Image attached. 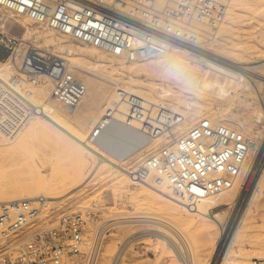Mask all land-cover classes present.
I'll use <instances>...</instances> for the list:
<instances>
[{
  "label": "built area",
  "instance_id": "1",
  "mask_svg": "<svg viewBox=\"0 0 264 264\" xmlns=\"http://www.w3.org/2000/svg\"><path fill=\"white\" fill-rule=\"evenodd\" d=\"M231 2L0 0V9L107 55L137 62L199 49L225 21ZM0 48L7 53L1 62L19 61L16 69L0 72V134L15 137L42 113L33 102V88L44 82H52L50 100L56 106L75 109L86 96L87 85L66 60L2 30ZM116 93L113 109L91 128L87 145L102 143L115 127L138 137L133 145L161 137L170 141L128 171L134 186L169 185L194 207L233 188L257 148L255 136L218 119H202L174 137L172 130L183 123L182 116L169 111L163 120V108L151 107L124 90ZM95 209L63 213L40 224L29 202L0 203V264H99L104 234L102 228L90 229ZM249 264H264V258H253Z\"/></svg>",
  "mask_w": 264,
  "mask_h": 264
},
{
  "label": "bare ground",
  "instance_id": "2",
  "mask_svg": "<svg viewBox=\"0 0 264 264\" xmlns=\"http://www.w3.org/2000/svg\"><path fill=\"white\" fill-rule=\"evenodd\" d=\"M160 1L162 2V0ZM249 4L250 0H232L227 13L228 22L226 21L225 24L222 23L220 27L215 29L212 38L203 41L204 43L199 49L188 50V52H185L183 55L168 53L159 58H154L157 60L160 58L167 59L166 64L160 63L157 65L149 64L138 66H135V64L139 61L132 62L126 58H117L113 56H111L113 59L107 58L105 53L95 48L87 47L85 44L78 41H71L72 39L58 34L44 25H38L26 17L14 16L6 12L10 17L0 16V29H5L7 22L15 18L14 22L21 24V26L25 28V32L22 36L24 42H29L28 40L30 37L38 33L39 36L36 39L41 38L46 43V47L59 51L62 55H58V57L67 61L73 73H75V69L84 72L82 74L79 73V76L82 77L88 88L86 96L77 108L65 109L51 102L50 94L53 86L51 81L36 86L33 88V102L37 106H40L42 113L33 118L21 132L33 128L36 130V133L28 135L29 137L32 136L36 138L41 142V145L45 146V149L54 151L56 155L64 151V153L72 159L81 161L87 167L88 173H92L94 179L95 177L100 178L107 173L115 171L123 172L126 168V159L133 153L131 147L134 141L136 142V140L139 139L138 137L132 138L131 135H126L127 133L124 134V131L119 127H115L113 131L106 135V139L102 143L96 145H87L85 143L88 131L91 130L90 128L104 116L106 110L113 109L114 102L117 98L116 92L118 90H124L132 96L141 97L151 107L158 106L163 108V120H166L167 117H169L168 114L172 112L182 116L183 123L175 126L172 130V136L174 137H178L187 132L202 120V116L199 112L203 101L207 97H213L215 99V102L209 105L208 114L217 116L220 111L221 101L226 100L229 92L234 88H240L244 82L251 84L255 93L260 96L262 93L257 88V85L264 84V75L260 74L258 70L264 68V63H260L263 62L264 59L256 62H248L244 58L229 59L220 49H211L212 43L217 38L220 43H224L228 40L231 43H238L244 40L245 36L243 32L232 37H229L228 34L233 30L239 29L241 17L238 16L240 13L237 11L242 6L247 9L248 6H250ZM249 12L251 13V11ZM28 20L35 25L46 28L48 30L47 33L37 32L36 27L30 24ZM36 39L33 40L34 43ZM33 45L36 46V44ZM259 63V66H252L253 64ZM18 65V58L15 60L11 58L5 62H0V72L9 73L11 70L16 69ZM152 77L166 78L170 82H176L180 84V89L173 92L166 84L162 87L153 83ZM145 93L149 94V97L145 96ZM159 96H170L171 98L161 100L157 99ZM181 106L185 109L193 110V114L190 112V114H188ZM81 107L82 109L80 111L79 108ZM78 110L79 113H77ZM169 111H171V113H169ZM257 115L258 119L263 117L264 114L260 113L255 116ZM217 119L224 123V120L220 117ZM245 122L244 119H241L238 124L241 126L244 125ZM12 138L14 137L0 134V203L9 204L27 201L34 205L39 215V212L41 213L45 207L46 203L44 202L50 201V196L48 197L46 195V197L43 191L36 188L32 183H29V181L31 182L32 180L28 177L33 175L32 177L34 178L37 173L36 171L39 172L40 169L43 171L40 160L41 157L36 155V162H29L28 160H30V158L32 159L34 156L32 152L36 148L27 149L21 146L20 148L18 147V149L15 146L6 145L4 141ZM114 140L121 145H125H122L124 148L118 150L116 154L110 153L105 147V143L113 142ZM160 140H164L163 145H168L170 143L169 140L163 137L148 142H151L150 144L152 145ZM257 149L258 148L255 150ZM27 151L30 153H27ZM253 152L251 154H253ZM251 154L250 156H252ZM56 155L54 159H56ZM52 158L53 156H44V159H49L53 163L54 159L52 160ZM249 158L233 188L222 193V198L218 204L217 210L220 214L218 217H221L223 221L217 222L216 232L222 227L226 211L231 208L235 209L233 210L234 214L230 221L228 223L226 222V226L217 236L218 242L217 246L213 249V257L210 264H249L247 261L251 257L264 258V236H252L254 232L264 227V146L260 149L259 157H257L258 159L255 163L251 164ZM54 164H56V162ZM44 171H46L45 168ZM24 172L27 173L22 177V173ZM44 173L45 172L42 174ZM21 177L22 179L25 177L26 181L21 180ZM42 180L43 178L41 179L40 177V182H43ZM126 182H130L128 175H125L118 184L124 185ZM142 186L150 189L152 188L151 190L149 189L152 195L163 198V200L169 202L170 209L174 214H177L184 220H190L189 224H187L189 229H191L196 218L204 216L208 212L211 204L210 197H207L199 201L196 206L189 207L186 205L183 197L176 193L169 185L149 182V184H144ZM126 195L130 200L138 198L134 194L125 193V197ZM132 217L133 216L128 218ZM123 218L127 219V217H121V220ZM112 220L113 219H108L104 223ZM139 222L148 225L157 224L149 219L147 221H121V223L125 224ZM166 224L169 226H164V231H160L163 235H154L158 236L159 241L165 242L164 244H167L165 237L169 236L170 227H174L169 223ZM148 230L152 231L153 229L150 228ZM144 235L146 234L142 236ZM147 235L150 236L152 234L150 233ZM214 238L215 235L211 234L206 242H210ZM133 239L134 237L130 239V241ZM177 245L179 250H185V248H187L190 251L189 256H185L186 263L196 264L197 247L194 246V243L185 240V243L181 242V246L180 244ZM166 252H168L170 256L176 254L174 249H171L172 253L168 249H166ZM177 254L174 255L175 264L178 262L181 263L183 260V257L179 255L178 252ZM123 255L124 251L119 252L114 257L110 258L107 264H118L122 262Z\"/></svg>",
  "mask_w": 264,
  "mask_h": 264
},
{
  "label": "rangeland",
  "instance_id": "3",
  "mask_svg": "<svg viewBox=\"0 0 264 264\" xmlns=\"http://www.w3.org/2000/svg\"><path fill=\"white\" fill-rule=\"evenodd\" d=\"M249 5L250 6H248L247 9L242 6L237 11L240 13L238 16L241 17V28L239 26V29L233 30L228 34L229 37H232L243 32L245 36L244 40L238 43H231L229 40L224 43H220L219 39L217 38L212 43L211 49H220L229 59L244 58L248 62H256L264 59V0H250ZM249 11H251V13ZM0 16L10 17L9 14L1 9ZM14 19L15 18L10 19L6 24V28L0 30H2V32L5 31V33L9 35L22 38L25 28H23L21 24L15 23ZM227 20H229L228 15L226 16L223 23L225 24ZM29 23L36 27L37 32L47 33L48 31L43 26L40 27L30 21ZM38 36L39 34L36 33L34 36H31L28 41L36 44L40 52L50 54L55 53V56L62 55L59 51L46 47L44 40L41 38L36 39ZM34 39H36L35 43L33 42ZM71 41L76 42L75 40ZM105 56L107 58L113 59V57L107 54H105ZM166 60L167 59L163 58H160L159 60H142L137 62L135 66L149 64L157 65L160 63L166 64ZM260 63L263 64L264 61ZM260 63L253 64L252 66H259ZM258 71L260 74L264 75V68ZM79 73L82 74L84 72L75 69L74 74L82 79V77L79 76ZM152 79V82L158 84L159 86L163 87L166 84V86L171 88V91L173 92H176V90L178 91L180 89V84L176 82H170L166 78L152 77ZM109 88L112 89L111 87ZM257 88L262 93L260 96L255 93L254 88L248 82H244L240 88L232 89L230 91L231 93L229 92L227 99L221 101L220 111L217 115L222 120H224L223 122L225 124H228L239 131H243L246 135L255 136V138L257 137L256 141L258 142V149L255 150L253 154H251L252 156L249 158L251 164L255 163V161L258 159L257 157H259L260 149L262 146H264V115L263 117L258 118L259 120L257 119L258 115L255 116L256 114L260 113L264 114V84L257 85ZM144 95L149 97V94L147 93ZM169 98L171 97H157V99L161 100H167ZM214 102L215 99L213 97H207L203 101L199 112L202 116V119L208 118L216 120L218 118L217 116L208 114L210 107L209 105H212ZM181 108L188 114H193V110L185 109L183 106H181ZM81 109L82 107L79 108L80 111ZM79 110L77 113H79ZM241 119H244L246 122L244 125L240 126L238 123ZM33 133H36V130L31 128V130L20 132L17 137L6 139L4 142L8 146H15L17 148H20L21 146L27 149L35 147L36 149L32 152V155L34 156L32 159L30 158V160H28L29 162L35 163L37 159L36 155L41 157L40 160L43 171H41V169V173L40 171H36L37 173H35L37 176L35 175L34 178L32 177L33 175L28 177L30 180H32L31 182L29 181V183H32L36 186V188L43 191L45 196H50V201L44 202L46 203L44 207L45 209L43 208L44 211L42 210L41 213L39 212L37 220L40 224L56 220L57 217L63 213H83L84 211L91 210L94 208V206H96V209L94 210L96 214L95 220L91 223L90 229H97L103 226L101 228L103 230L104 240L99 264H107V261L110 258L122 251H124L123 259L122 262L118 264H175L174 255H176L177 252L183 257L181 263L178 262L177 264H187L185 261V256H189L190 251L187 248H185V250H179L177 245L180 244L181 246V242L185 243V240L194 243V246L197 247L196 264H210L213 257V249L217 246V236L230 221L232 215L234 214L233 210L235 209L231 208L226 211L222 227L216 232L217 222L223 221L221 217H218L220 214L217 210L218 204L222 198V194L210 197L211 204L209 206L208 212L204 216L196 218L193 225L191 226V229H189L187 224H189L190 220H184L177 214H174L170 209L169 202L163 200V198L151 194L150 190L152 188L150 189L142 186L144 184L134 186L131 181L124 183V185L118 184V182L122 181L125 175L129 176L128 171L135 168L137 164L142 161L149 153L158 147L163 146L164 140H160L159 142H156L152 145L150 144L151 142H140L137 143V145H133L131 147L132 150L130 149L133 151V153L130 154V156H128L126 159V168L123 170V172L115 171L107 173L105 176L100 178L95 177L93 179L94 176H92V173H88L87 167L81 161L72 159L71 157L67 156L64 151L61 152V154L56 155L54 151L45 149V146L41 145L40 141H38L36 138H33L32 136H28L30 134L33 135ZM115 140L113 142L105 143L107 150L113 154H116L118 150L123 149V146H125L123 144L122 146L119 142H115ZM27 153L30 152L27 151ZM54 154L56 155V159H54ZM44 156H53L52 160L54 159V162L52 163L49 159H44ZM55 162L56 164H54ZM44 168L46 171H44ZM43 172L45 173L42 174ZM25 173L27 172L22 173V177L25 175ZM22 177L21 180L26 181V178L24 177L22 179ZM40 177L41 179L43 178V182H40ZM125 193L134 194L138 198L130 200L127 198V195L125 197ZM32 206L34 207V205ZM131 216L133 217L128 218ZM121 217H127V219L123 218L121 220ZM108 219L113 220L104 223ZM148 219L156 222L157 224L148 225L146 223L139 222L132 223V225L121 223V221H147ZM166 223H169L174 227H170L169 236L165 237L167 244H164L165 242L163 243L159 241L158 236L154 235L162 234L160 231H164V226H169H167ZM150 228L153 229V232L148 230ZM263 228L257 232H254L252 236L263 237ZM150 233L153 236L147 235ZM143 234L146 235L142 236ZM211 234H214L215 238L210 242H206ZM133 237L134 239L130 241V239ZM166 249H168L170 252L171 249H174L176 254H172L173 256H170V254L166 252ZM252 259L253 257L246 261L249 263Z\"/></svg>",
  "mask_w": 264,
  "mask_h": 264
},
{
  "label": "crops",
  "instance_id": "4",
  "mask_svg": "<svg viewBox=\"0 0 264 264\" xmlns=\"http://www.w3.org/2000/svg\"><path fill=\"white\" fill-rule=\"evenodd\" d=\"M7 53L0 48V62L6 59Z\"/></svg>",
  "mask_w": 264,
  "mask_h": 264
}]
</instances>
